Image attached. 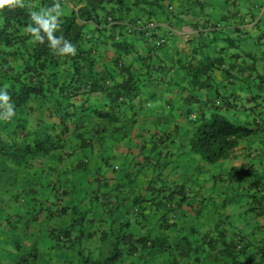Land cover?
<instances>
[{"label":"trees","instance_id":"1","mask_svg":"<svg viewBox=\"0 0 264 264\" xmlns=\"http://www.w3.org/2000/svg\"><path fill=\"white\" fill-rule=\"evenodd\" d=\"M22 2L23 7L0 8V87L7 85L16 107L14 118L0 120V221L13 231L23 230L27 239L12 243L8 264H40L42 256L58 257L64 264H264L261 228L244 233L239 227L240 232L229 233L232 229L219 210V203L225 208L230 203L219 199L230 184L225 190L214 185L213 195L199 194L187 203L186 184L160 174L133 188L126 203L98 202L102 211L89 217L88 206L95 205L103 191L87 192L78 203L61 205L67 182L60 173L64 171L53 167L90 149L100 135L110 139L121 123L125 126L139 112L144 114L154 97V105H199L198 113L189 108L182 113L196 122L188 132L187 147L209 164L230 159L241 141L258 130L233 124L217 111L231 112L228 104L233 101L225 95L222 79L229 72V50L239 53L243 38V30L229 33L222 23L244 18L258 23L255 11L260 3L221 0L225 8L236 9L220 14L206 11L205 0H62L60 34L76 45L77 52L58 57L46 42H34L24 31L29 9L54 0ZM243 7L246 12L239 13ZM187 15L193 18L196 34L181 53L169 40ZM261 76L257 74V88L264 87ZM206 90L216 92L217 100L205 102L215 110L212 113L199 103V93ZM259 94L251 93L249 103L261 98ZM166 95L171 98L163 100ZM157 121L161 130L152 137H161L162 146L171 139L165 133L171 118ZM178 140L172 138L171 143ZM150 152L141 163L155 169ZM44 162L47 172L37 174ZM231 170L230 179L243 176ZM128 182L133 186L136 177ZM248 186L255 188L250 210L263 213L264 183ZM212 203L214 221L204 215Z\"/></svg>","mask_w":264,"mask_h":264},{"label":"crops","instance_id":"2","mask_svg":"<svg viewBox=\"0 0 264 264\" xmlns=\"http://www.w3.org/2000/svg\"><path fill=\"white\" fill-rule=\"evenodd\" d=\"M220 1L221 0H205L207 5L206 11L220 14H228L235 11V7L225 8L224 5L219 3ZM257 2L260 3L255 11L257 13L256 20L258 19V23L250 21L249 18H244L242 21L230 24L222 23V28L226 27L229 33L232 31L241 34L240 30H243L244 36L241 35L243 37L241 43L246 42L247 39L257 41V36H254L255 33L253 32L264 29V27H261L259 24L263 20L264 25V0H257ZM215 5L218 7L215 8ZM246 9V7H243V11H237L239 13L246 12ZM182 21L183 22L179 28L173 29V37L169 40L172 41L176 47L180 48L181 53L182 50L187 47V42L190 38L196 34V29L194 27L195 23L191 15L183 17ZM263 38L264 33L261 36V41ZM243 45L246 46L245 43ZM229 53H233L230 61L231 64L227 63L229 66V72L224 76L226 79H222V84H227L225 95L233 101L232 106L234 104L237 105L239 101L243 102L244 105H240V109L248 110L255 107L257 110L261 108L262 104L264 105L263 97L257 101L255 100L254 102L249 103L251 100L250 94L252 93L250 86H254V84L252 85L251 83V81H253L251 73L248 72V74H246V71L251 69L250 63L246 64L245 61L240 59V55L235 56L234 54L236 52L233 50H229ZM243 54L246 55L245 52ZM239 61L240 63L244 62V68L238 66ZM261 70L264 72V68ZM222 77L223 76L221 75L220 78ZM238 77L244 78V80L238 79ZM245 78H248L247 84ZM261 78H263L262 83H264V75L261 76ZM249 79L251 81H249ZM151 89H153L152 86ZM157 89L163 91L162 86H159ZM255 89L257 90V93L261 94V96L264 94V88H257L256 86ZM215 93L216 92L213 90H206L199 93L201 94L199 103L205 104L202 105L204 109L209 108V105L207 104L208 101L211 99L217 100V98H215ZM168 97L171 98V95L164 97L163 100H166ZM254 103L255 105L253 106ZM175 105L168 107L167 105L158 102V104L152 107L148 106V108L144 110V114L138 113L134 116L135 121H130L125 126L120 122L121 128L119 127L116 130H112L110 139L105 141L104 134L102 136L103 138L100 135L99 142H95L97 140L96 137L92 147L85 150L84 153H77L72 158L62 160L60 165H52L58 169V171H64L60 173H63L65 176L64 179L67 182L65 188V190L67 189V193L63 195L65 197H62L59 204L69 205L78 203L87 192H89L90 195H93L99 189L101 192L103 191V194L99 197L98 201H95V205L88 206L90 207V212L88 213V216L90 217L96 211H102V204H99L98 202L102 203L103 200H112V206L115 205V202L119 201H124L126 203L128 195L133 188L140 186L146 178L154 179L160 174L174 179L175 182L186 184L188 189L187 203L192 199L195 200V198H191V194L194 195L198 193L206 197L213 195L212 193L214 191H211V189H213L214 185L216 186V189L220 188L221 190H225L229 188V185L227 184L236 180H239V182L242 183L239 187L244 188L249 187L248 185L252 182L264 183V130L260 129V131L254 136L252 135L242 140L240 145L234 149L233 156L230 159L216 162L210 168L199 167L201 161L190 152L188 147L179 145L178 139H180V136L183 135L186 137L189 134L188 129L185 126L186 123L183 124L184 127L182 126V129L178 126L179 123L175 124L174 130L169 126L166 127V124H164L166 127L165 133L167 132L171 135V139L174 138V140L177 139L178 141H176V143H171V139H166L161 146L159 144V139H161L159 134H156L159 138L152 137L153 134L158 132V129L161 130V126H156L159 117L161 118L164 116L175 118L174 121H189L186 116L182 115V113H184V111H181L182 105L180 108H175ZM195 106L196 108L198 106L199 109V105ZM228 106L230 110H239L237 106L232 107L229 104ZM187 108L192 110V106H185L184 110ZM238 113L240 114L239 119H244V121L239 122L247 123V116L241 112ZM257 121L258 120L256 119L253 123L258 125L259 123ZM259 133L262 135L259 136ZM149 151H151L149 154L150 157H152L157 164L155 169L153 167H145L144 163H141L146 160V155H148L145 154V152ZM160 152L162 155L158 156V153ZM178 160L183 161L177 163ZM253 160H256V163ZM41 166H43V168H39L37 174H40L41 171L44 175L48 169H45V167H47L45 162ZM232 167L238 169L239 174L242 173L243 176L241 178L237 176L231 179L227 178V176H230V173L233 172L231 170ZM55 174L56 173H54V175ZM125 177H128V180L131 179V177H136V182L132 186L127 180L126 184L122 186L121 182ZM51 178L52 177H50V179ZM100 181L102 183L98 184ZM220 181L223 183L216 185ZM69 185L70 187L67 188ZM49 197L52 199L53 194L51 193ZM252 205L253 202L251 201L247 204L249 210ZM233 207L234 206H228V208L231 209ZM183 209L187 213L189 212L188 214L193 213H190L191 210L187 206H184ZM207 209L208 210L204 212L205 218L214 221V215L216 214L214 212L215 208H213V203L212 206L210 205ZM256 212L257 211H254L255 223L252 224V226L247 225L244 233L249 230L252 231L255 227H260L261 231L258 235L259 238H263L264 212L261 214H257ZM226 216L229 215L227 214ZM227 220L225 219V221ZM230 227L232 230H229V233L232 231L240 232V229L236 228V226L233 225ZM22 232L23 230L21 229L13 231L6 222L0 221V241L9 240L12 236L20 234L17 240L25 242L27 239L24 237V234H22L23 236L21 235ZM2 245L8 247L6 251L7 253L9 252L10 254L13 252V249L11 248L12 244L7 246V244L2 243ZM10 261L11 258H4L0 255V264H8ZM40 264L64 263L60 261V258L58 257H48L46 260H42Z\"/></svg>","mask_w":264,"mask_h":264},{"label":"rangeland","instance_id":"3","mask_svg":"<svg viewBox=\"0 0 264 264\" xmlns=\"http://www.w3.org/2000/svg\"><path fill=\"white\" fill-rule=\"evenodd\" d=\"M259 24L261 27H264L263 20ZM253 33H255L254 36L259 37L262 33H264V29L256 30ZM253 33H251V34H253ZM244 43L246 44V46L243 45ZM244 43H241V46L239 48H238V46L236 47L239 49L240 54L237 52L236 49L234 50V52L241 55L240 59L245 61L246 64H249L252 62L251 63V69L250 70L248 69L246 71V74H248V72H250L252 75L251 78H253V81H251L250 79H249V81H251L252 85L255 82V85L250 86V90L252 92V95H256L257 90L255 88H256V85H258V81H259L257 79V74L264 75V72H262V70H261L262 68H264V38L262 41H261V39L257 40V41L247 39L246 42H244ZM244 52L246 55L243 54ZM238 66L239 67L241 66L242 68H244L245 64H244V62L240 63V61H239ZM238 79L244 80V78H240V77H238ZM245 81L247 84L248 78H245ZM219 93L220 94L223 93L221 88L219 89ZM263 95L264 94H262V97H263ZM258 99H260V97H256V101ZM156 100L157 99L155 97L152 99H149L147 104H149V106L152 107V106H154V104H155L154 102H156ZM173 105H175V104H173ZM240 105H244V103L241 101H239L237 103L236 106L239 108V110H237L236 112L234 110H231L230 113H225V111H226L225 109H222V111H221V109H218L217 111L222 113L225 116V118L228 121L232 122L233 124L247 125L248 127H251V128H257V130L259 132L261 127H263V124H264V105L262 104V107L257 109V110L255 107H253L252 109H248V110L240 109ZM254 105H255V103L253 104V106ZM190 106H192V110L194 113H198V109L196 108L195 105L191 104ZM184 108H185V104H182V108H181L182 112L184 111ZM146 109L147 108H145L144 110H146ZM208 110H209L208 112H210V113L215 111L213 109H208ZM238 112H241L242 114H245L247 116V119H246L247 123L239 122V121H244V119L243 120L239 119L240 114ZM139 114H143V112H139ZM174 119L175 118H171V121H168V125H167L172 130L175 128V124H178V123H179L178 126L180 127V129H182L184 127L183 124L186 123L185 126L188 129V132H190V129H192L193 127L196 126V122L193 123V122L186 121V120L174 121ZM256 119L258 120L257 121L259 123L258 125H255V123H253V121H255ZM257 133H255V134H257ZM261 135L262 134L259 133V136H261ZM180 141L183 143V145H186V147H187V136L186 137H184L183 135L180 136ZM196 157L199 159L198 156H196ZM182 161L178 160L177 163H181ZM199 161H201V164L199 166L201 168H208V167L210 168L213 164H215V163L209 164V163L205 162L204 160H202L201 158L199 159ZM253 161L256 163V160H253ZM4 177H5V179H9V174L4 175ZM227 178H230V176H227ZM241 184L242 183L239 182V180L232 181L230 183V185H232V188L229 189L227 193H225L221 197H219V199L221 201H223V200L229 201L230 203L227 204L228 206H234V207L231 209V208H228V206L226 205L227 208H225L221 205V203H219V206H221V207H219V210L221 211L222 214L227 213L229 215V216H226L227 214L223 215V217L226 220L228 219L227 220L229 223L228 227L234 225L238 229L241 228V229L245 230L247 225L252 226V224L255 223V213H254V211L249 210V208L247 207V204H249V202L253 200L251 194L254 192L255 188H253V187L252 188L239 187ZM190 196H191V198H194V197L197 198L199 196V194L198 193H196L194 195L191 194ZM195 201H196V199H195ZM217 201H218V199H217ZM217 217H219V215ZM18 238H19V234H16V235L12 236L9 240L0 241V255L2 257L6 258V257L11 256V254H9V252L8 253L6 252L8 247L2 245V243H5V244H7V246H10ZM19 253L23 254V251L20 250ZM18 256H19V254L17 255V257ZM38 257H39V254H38ZM41 258H43V259H41ZM45 258H46V256L39 257V259H41V260H46L47 258L46 259Z\"/></svg>","mask_w":264,"mask_h":264},{"label":"clouds","instance_id":"4","mask_svg":"<svg viewBox=\"0 0 264 264\" xmlns=\"http://www.w3.org/2000/svg\"><path fill=\"white\" fill-rule=\"evenodd\" d=\"M23 7L22 0H0V8ZM64 14L62 0H54L48 6L29 9L30 22L24 31L34 42L47 43L49 51L58 57L75 55L76 45L60 34L61 17ZM16 115L15 103L7 85L0 87V120H11Z\"/></svg>","mask_w":264,"mask_h":264}]
</instances>
